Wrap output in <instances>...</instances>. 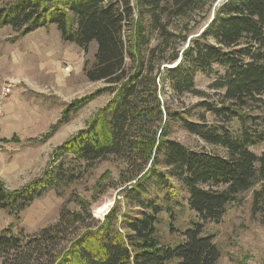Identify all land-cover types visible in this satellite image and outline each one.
Segmentation results:
<instances>
[{
    "label": "trees",
    "instance_id": "1",
    "mask_svg": "<svg viewBox=\"0 0 264 264\" xmlns=\"http://www.w3.org/2000/svg\"><path fill=\"white\" fill-rule=\"evenodd\" d=\"M136 9L159 35L151 49L139 21L135 34L127 33ZM193 14L204 20L197 36L168 31L171 18ZM51 26L85 54L97 44L83 72L89 82L107 87L73 101L45 136L31 140L45 144L95 97L112 98L57 148L42 177L15 191L0 183V211L19 218L51 191L78 182L82 166L110 159L125 165L121 194L127 210L117 201L97 221L83 206L78 214L62 213L58 224L30 240L7 229L0 233V264H217L220 250L212 235H204L205 225L221 222L227 207L252 189L253 210L264 212V151H254L264 144V0H136L135 6L131 0H0V29L23 38ZM199 74L216 77L211 89L219 104L199 103L204 113L194 122L172 109L170 96H204L196 88ZM250 108L260 115L244 114ZM205 113L225 124L238 120L240 133L208 125ZM177 125L225 155L171 139ZM179 188L198 220L172 247L158 239L157 224L159 215L180 204ZM86 220L92 224L62 247L71 228Z\"/></svg>",
    "mask_w": 264,
    "mask_h": 264
},
{
    "label": "rangeland",
    "instance_id": "2",
    "mask_svg": "<svg viewBox=\"0 0 264 264\" xmlns=\"http://www.w3.org/2000/svg\"><path fill=\"white\" fill-rule=\"evenodd\" d=\"M131 3L135 6L136 0H131ZM202 18V15L197 14L186 18L173 17L170 19L168 31L193 38L204 27ZM134 20L135 23L127 27L128 35L135 34L136 21H139L146 29L145 35L151 39L149 48L159 44V35L153 31L147 14L141 19L136 9ZM165 21L166 17H163V23ZM96 51V43H92L89 52L85 54L75 44L64 42L55 26L39 29L23 38L18 37L10 28L0 29V74L3 77L0 78V89L6 83L13 85L12 93L13 90L17 92L16 89L21 88L19 100L32 104L30 108L33 112L37 110L43 114V119L37 120L31 130H8L0 133V183L6 189L20 190L42 177L51 165L57 148L84 129L94 115L111 100L112 95L108 93L95 97L45 144L31 140L45 136L73 101L85 99L107 87L104 82H89L83 72L85 62L92 63ZM145 52L147 54V50ZM23 58L28 64L20 60ZM33 59L38 61L36 71L31 65ZM215 78L214 75L208 77L199 74L196 88L204 96L187 94L179 99L170 96L172 109L184 111L188 113L191 121L198 122L200 113H204V110L196 108L199 103L208 101L219 104L217 94L211 89ZM35 80L46 83L48 88L34 92L32 82ZM39 92L42 94H38ZM15 95L18 94L14 93L13 96ZM17 111L21 113L22 109ZM244 114L253 117L260 115L254 108L244 110ZM205 117L208 125H225L231 131L240 133L241 124L238 120L225 124L211 114L205 113ZM13 136H17L20 141L14 144L15 141L10 140ZM170 138L193 150L225 155L222 148L203 142L178 125L173 127ZM254 151L261 154L264 144L256 147ZM124 169L125 165L114 159L98 162L94 168L82 166V178L78 182L51 191L28 207L19 218L0 211V233L12 229L14 234L23 235L26 240H30L42 230L58 224L62 213L78 214L83 206L90 208V215L97 221H103L117 205V201H121L118 208L127 210L121 194V172ZM253 191L254 189L239 195L237 201L227 207L221 222L205 225L204 235H212L220 250L221 256L217 264H264V212L253 210ZM178 194L180 204L173 206L172 212L159 215L157 224L158 239L163 245L172 247H176L183 240L180 233L191 228L192 223L198 220L184 199L186 192L179 188ZM90 224L91 220H86L84 224H76L71 228L62 247L75 235L84 232Z\"/></svg>",
    "mask_w": 264,
    "mask_h": 264
},
{
    "label": "crops",
    "instance_id": "3",
    "mask_svg": "<svg viewBox=\"0 0 264 264\" xmlns=\"http://www.w3.org/2000/svg\"><path fill=\"white\" fill-rule=\"evenodd\" d=\"M4 48H3V50H4ZM33 58H34V56H33ZM20 60H24L23 62H26L24 58L20 59ZM30 62H32V61L30 60ZM10 63H11V61H10ZM36 64H38V61L36 62L33 59V63L31 65H32V67L35 68V71L37 68ZM0 78L1 79L3 78L1 76V74H0ZM32 86L34 87V88H32V90L34 92H38L37 90H41L43 88H48V85L46 83L45 84L41 83V82L38 83L37 80L32 82ZM16 90H18V91L14 92V90H13L12 95L5 102V107H4L5 119H4L3 125L1 127L0 133L3 131L7 132L8 130H13V131L31 130V129H33V125L37 124V122H38L37 120L43 119V114H40L37 110H34V112L31 110L30 106H33L32 104L24 103V102L19 100L18 96L20 95L21 88L16 89ZM14 93H17L18 95L13 96ZM38 94H42V93L39 92ZM18 109L19 110L22 109V112L20 113L19 111H17ZM39 116H42V118H39ZM10 140L15 141L14 144L18 143L20 141L17 136H13V138ZM4 142H8V141L4 140Z\"/></svg>",
    "mask_w": 264,
    "mask_h": 264
},
{
    "label": "built area",
    "instance_id": "4",
    "mask_svg": "<svg viewBox=\"0 0 264 264\" xmlns=\"http://www.w3.org/2000/svg\"><path fill=\"white\" fill-rule=\"evenodd\" d=\"M12 89H13V85L10 83H6L0 89V130L5 119V112H4L5 102L12 95Z\"/></svg>",
    "mask_w": 264,
    "mask_h": 264
}]
</instances>
